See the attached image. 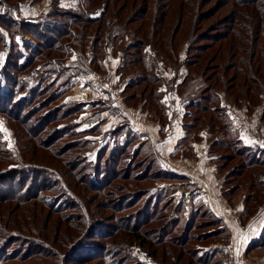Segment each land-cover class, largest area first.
Here are the masks:
<instances>
[{"label": "trees", "instance_id": "1", "mask_svg": "<svg viewBox=\"0 0 264 264\" xmlns=\"http://www.w3.org/2000/svg\"><path fill=\"white\" fill-rule=\"evenodd\" d=\"M24 1L0 0V53L5 52L0 62V114L11 123L17 140L14 153L0 132V264H145L132 258L126 242L120 241L124 237L144 247L158 264H228L224 248H204L211 240L224 245L230 240L222 219L206 204L193 203L189 217L181 216L166 229L172 197L157 191L156 181L184 178L162 166L151 141L140 140L123 123L109 132L113 144L96 147L98 141L76 132L72 121L82 103L68 106L59 88L74 76L106 73V52L112 48L122 53L116 73L121 80L127 77L125 104H141L164 123L160 87L183 89L180 94L192 122L183 124L186 136L179 142L200 139L201 128L209 138L215 135L209 149L217 146L229 152L216 151L218 172L226 163H235L228 173L248 178L239 186L247 185L244 208L255 211L264 201L263 151H252L237 139L218 106L217 90L226 98L233 95L236 103L244 99L251 104L259 99V91L264 96V0H230L231 11L247 7V18L230 17L229 8L211 26H203L213 15L212 8H201L207 0H77L69 8L52 0L35 20L13 15ZM20 33L31 40L21 39ZM184 42L188 71L176 82ZM207 51L205 66L192 70ZM159 61L173 68L170 81L158 72ZM37 65L54 71L30 86L26 79L39 71ZM198 78L204 86L185 95ZM25 91L27 98L20 96ZM93 105L94 114L114 110L102 100ZM61 121L67 130L53 125ZM98 122L88 134L101 131ZM44 131L47 136H40ZM63 138L67 140L59 144ZM93 151L94 159H89L87 153ZM234 189L223 191L227 200L239 187ZM42 207L55 215L51 229L45 227ZM199 243L203 245L198 248ZM259 243L264 244V229L249 249Z\"/></svg>", "mask_w": 264, "mask_h": 264}, {"label": "rangeland", "instance_id": "2", "mask_svg": "<svg viewBox=\"0 0 264 264\" xmlns=\"http://www.w3.org/2000/svg\"><path fill=\"white\" fill-rule=\"evenodd\" d=\"M51 2H52V0H39V1H35V2H32L31 0H25L24 2L20 3L18 5V7L12 11V13L18 19L35 20L37 18V16H39L41 13L46 12L49 9V7L51 6ZM76 2H77V0H60L59 5L62 6L63 8H69V7L74 6ZM230 4H231L230 0H207V3H205V4L202 3L203 7H201V8L203 10H208V9L212 8V11H210L211 12L210 14H213L210 19L206 20L203 23L204 24L203 26H207V25L211 26V25L215 24L216 20L223 18L225 15H227L229 13L228 12L229 8H230V14H229L230 17H232V14H234L235 18L237 17V19L241 20V21L247 18V11H248L247 7L241 6V7H238L236 11H231ZM237 6H240V5H237ZM213 9H214V11H213ZM4 34H6V33H4ZM19 37L21 39H24L27 41L31 40L30 37L24 33H20ZM185 49H186V44L184 42L181 44L180 49H179L180 66L178 67V71H177L178 79L176 82H180L183 79V77L186 76L187 71H188L187 66L184 64V61H183L184 57H185ZM110 50H111V54L113 57L108 56L106 58V61H107V66L109 68H112L114 63L117 61H118L117 62V65H118L119 60L122 56V53L120 51L115 52L112 48H109L108 51H110ZM208 53H209V51H207L206 53L201 55V58L198 61L199 64L193 65L190 68L194 71H197L200 68L204 67L205 64L207 63L206 55ZM4 54H5V52L0 53V62L3 60ZM73 58H74V56L72 55L68 58V60L70 61ZM117 58H118V60H117ZM68 60L65 61L66 65L69 64ZM158 65H159L158 66V72L160 73V75L165 77V79H168V77H169L168 75H169L170 71L173 70V68L170 67L169 65L165 66L161 61L158 62ZM37 67H39V71L33 77H29L26 79L30 86L35 85L40 77H50V74H48V73H51L52 71H54V69L52 67H51V69H49L50 67L47 65H45V66L37 65ZM59 70H61V69H59ZM110 72H111V74H106V73L102 74L100 72L94 71V72L88 74L87 76H74L70 80V82H68L67 84H65L59 88V93L62 96L61 100L65 101V103H67L68 106H69V104H71L68 102H73V103L74 102H77V103L81 102L82 103V105H79L78 112L72 118V121L76 124V126H75V130H77L76 132H78V133L80 132L83 134L85 132V134L82 135L83 137L95 138L96 141H98V146H96V147L104 145L108 141L111 144L114 143V137H112L109 132H111L113 130V128H115L116 126L113 127L112 129L104 127L103 123L106 121V119L102 118V115H104V114H102L101 111L98 112L97 114H94V105L92 106V104H93V101H95V100L91 94H88L87 87L84 86V84L82 82H85L84 81L85 79H87V78L90 79L92 77V79L88 80L87 82L90 83L91 85H93L92 87L94 88V90H96V91L101 90L100 83H102L105 88L111 86V88L113 87V94L116 96V98H118V99L121 98V100L124 101L123 97H122V90H123V88H125L124 85L127 82V77L124 78L123 80H121L119 74L116 73L114 75L112 71H110ZM210 72H211V70H207L206 74H209ZM174 74H175V72L173 70L172 75H174ZM51 76L52 77L49 79H51V80L54 79V75H51ZM64 78H65V75L60 79V81H63ZM166 82H167V80H166ZM203 86H204L203 81L200 78H198V79L194 80V82H192L190 84V86L186 87V92L184 94L188 95V93L193 94L195 92H198ZM161 88L162 87H160V89ZM132 90L133 89H130L129 92H131ZM168 90H173V92L171 91L172 96L168 95L167 97H164L165 92L162 91V97L161 98H163V99L165 98L167 103L168 102L169 103L170 102L176 103L174 98L175 99L177 98L179 105H180V111L177 113L176 117H174V120H177V124L179 121L181 123L182 127L186 121L192 122V117L187 116L188 114H190V112L188 110H186L184 103H183V100H182L183 98L181 97V94H180V93H182L183 89L180 91L176 88H174V89H168L167 88L166 92H168ZM217 93H218L219 99H220L218 106L221 107V110L222 109L224 110L225 115L228 117L227 122L236 130L237 139H239L240 142L247 145L248 147L249 146L252 147V151L255 150V148L262 150L263 153H260V154L264 156V96L262 95V93L259 91L258 92V94H259L258 98L259 99H254L251 102V104L249 103V101L247 102L244 99H242L241 101L239 100L236 103L233 99V95L230 96V98H226V93L224 91H222V89L217 90ZM167 94H169V93H167ZM20 96L27 98L28 91L21 93ZM128 107L134 108L133 111H135L134 112L135 115L140 111V108H142L141 104L137 105V106L128 105ZM143 110H145V109H143ZM112 111H114V110H112ZM112 111H107V114H109ZM133 111L131 113H125L126 114L125 117H127L129 119L132 116ZM145 111H147V110H145ZM112 115L113 116H110L108 118L109 121L107 120L108 121L107 126H113V124H117V126H118L119 123L121 124L124 122H128L127 121L128 119L125 118L124 116H122V114H119L116 112ZM139 115H141V114H139ZM101 120H103V121H101ZM96 121H99L98 123H99L101 131H99L95 135L94 134L93 135L88 134V130L94 124H96ZM0 122H2L3 129H6V131H0V132L3 136V138L6 140L7 146L9 148L13 149L14 153H16V150H17L16 149V141L17 140H16L14 130L12 128L11 123L8 122L7 117L3 114H0ZM108 124H110V125H108ZM53 125L56 126V128L57 127L62 128L63 131L65 129L67 130L65 123H62V121L59 123L55 122V123H53ZM64 126H65V129H64ZM126 126L127 125L125 124L124 128H126ZM183 129H184V127H183ZM203 130H205V128H201L199 131V134H201ZM203 134H206V133L203 131ZM208 134H207V136H208L207 142H209L208 146H210V143H211L212 139L215 138V135L212 136V134H211L210 138H209ZM215 134L220 137V133H215ZM40 136H42V137L47 136L46 131H44V133H41ZM226 138H228V136L224 137L221 140H224ZM143 139L144 138L141 135L140 140H143ZM66 140L67 139L63 138L62 140H60L58 142H59V144H63ZM198 140H200V139H198ZM249 141H251V143ZM216 142H218V141H216ZM59 144L57 143L58 147H59ZM178 146H179V148H182L181 144ZM209 150H211V151H209ZM216 151L219 153H227L228 151H225V149H220L217 146H214V147L212 146L210 149L208 147V153L210 154L209 156L211 158L207 159V161L211 160V162H209V163L215 164V166L217 168V162L215 161V155L217 154ZM179 153L180 152H177V153H175V155L172 156L173 159H175V161H178L181 158V157H179L180 156ZM87 154H88L89 159H94V151L89 152ZM189 154H190V151H188L187 154H184V156L187 157V155H189ZM226 164L227 165H224L226 167L223 168L222 172H219L220 178L222 180V183H221L222 192L223 191L226 192L230 188H235L234 190L236 191V189H238V187H239V190L237 192H235V194L232 196V198H236V197L244 198V194L247 193V188H246L247 185L239 186V183L244 182L246 184L248 178L238 177V176H236V174L234 172L228 173L232 169V167L234 166L235 163H226ZM242 176H244V174ZM169 183H163V182L156 181L155 187L157 188V191H159L161 194H163L164 192L166 193V191H167L166 185L167 184L169 185ZM231 199H230V201H231ZM237 199L238 198H236V200ZM242 204H243V209H244L242 212V216H243V218H246L245 220H247L248 218L253 217L259 213V217L254 220L250 229H245L242 232H240V234H239V232L238 233L236 232L237 236L234 237L235 239L231 244H230V240H229V243L227 245H224L222 243V241L220 242L219 240H211V242L209 241L208 243L204 244L205 245L204 248H206V249L224 248L225 252L227 253V256H228V249L229 248H231V247L234 249L236 248L239 251L238 254L240 256V260L244 264H264V244L259 243L255 247L249 249L250 244L260 236V234L262 233V231L264 229V201H261V204H259L257 209L255 211H252V212H248V210L246 211V209L244 208V201H242ZM41 211H43V214H45V216H46L45 227L51 229L53 226L52 221H53L55 215H52L50 213H46L47 209H45L43 207H42ZM190 214H191V207L189 204L184 203V201H181L178 198H176V199L172 198L171 207H170V210H168V218H167L166 223H165L166 229L171 230L174 223L179 221V218L181 216H185L187 218L190 216ZM222 224H223V225H221L222 228L227 229L224 222ZM251 228H253V229H251ZM255 236H257V237H255ZM229 239H230V234H229ZM120 241L126 242L125 244H127V248L130 250L132 258H135V259H137L140 262H143L145 264H158L157 260L151 259L149 257V255L147 254L146 249L144 247H142L141 245H139L137 242H134V241L128 242L127 237L120 239ZM201 245H203V244L199 243L196 245V247L199 248V246L201 247ZM136 246H140L142 248V250L145 251V253L147 255L145 258H139L134 254V249ZM227 261H228V259H227Z\"/></svg>", "mask_w": 264, "mask_h": 264}, {"label": "crops", "instance_id": "3", "mask_svg": "<svg viewBox=\"0 0 264 264\" xmlns=\"http://www.w3.org/2000/svg\"><path fill=\"white\" fill-rule=\"evenodd\" d=\"M108 50L105 57L107 71L106 74H111L110 71H112L115 75L118 61L114 63L112 68L107 66L106 58L108 56L113 57L111 50ZM172 71H170L168 79H165V77L161 75L165 81L171 80ZM90 79H92V77ZM90 79H85V82L81 81L84 86L87 87L88 94H91L94 100H102L114 109V111L110 112L109 114H107L106 109L101 111L102 114H104L102 115V118L106 119V121L103 123L104 127L111 129L115 126L117 127V124H113V126H107L109 121L108 118L113 116L112 114L116 112L122 114V116L125 117V113H131L134 108L128 107V105L125 104L121 98H116V96L113 94V87L111 88V86L105 88L103 84L100 83L101 90H94L92 87L93 85L87 82ZM161 89L163 92H165L164 97H167L168 95L172 96L173 90H168V92H166L167 88L164 85ZM174 100L176 103H167L165 98H161V101L165 105L167 116V119L164 123H161L154 114L150 113L149 111H145L142 108H140V111L136 115L134 114L135 111H133L132 116L129 119L125 117L128 119L127 121L129 123H124L136 134L140 136L142 135L144 138L143 140L149 139L151 141L160 156L162 166L166 170L184 178L183 181L170 182L169 185L167 184L166 193H162L164 195H169L172 198H178L181 201L183 200L184 203L189 204L190 207L195 202H202L209 206L211 210L218 217H220L226 225L230 234L231 244L238 232L240 234V232L243 230L250 229L254 220L259 217V211L255 216L245 220L246 218H243L242 216V212L244 210L242 204L243 198L236 197L238 198L237 200L236 198H232L231 201H229L224 197L221 190L222 180L220 178V174L215 164L209 163L211 160L207 161V159L211 157L208 153L209 142H207L208 132L206 129V131L203 130L206 134H203V131L200 134V140H194L190 137L185 143L179 142L182 138H184V136H186V130L185 128L183 129L179 121L177 124V120H174V117H176L177 113L180 111L178 99L174 98ZM121 139L124 140V137L122 136ZM180 144L182 148H179L178 145ZM188 151H190V154L185 157L184 154H187ZM177 152H180L179 157L181 158H178L179 160L175 161L172 156ZM178 184L183 185L184 190L182 192L177 188Z\"/></svg>", "mask_w": 264, "mask_h": 264}, {"label": "built area", "instance_id": "4", "mask_svg": "<svg viewBox=\"0 0 264 264\" xmlns=\"http://www.w3.org/2000/svg\"><path fill=\"white\" fill-rule=\"evenodd\" d=\"M177 188L182 192L183 189V185H179L177 186ZM238 250L235 248H229L228 249V264H244L241 260H240V256L238 254ZM134 254L139 257V258H145L147 255L145 253V251L142 250V248L140 246H136L134 249Z\"/></svg>", "mask_w": 264, "mask_h": 264}, {"label": "snow or ice", "instance_id": "5", "mask_svg": "<svg viewBox=\"0 0 264 264\" xmlns=\"http://www.w3.org/2000/svg\"><path fill=\"white\" fill-rule=\"evenodd\" d=\"M0 131H6V129H3L2 122H0ZM251 143V141H249Z\"/></svg>", "mask_w": 264, "mask_h": 264}]
</instances>
